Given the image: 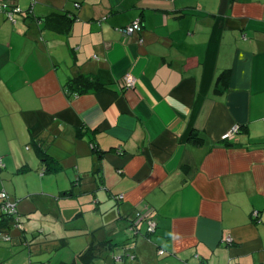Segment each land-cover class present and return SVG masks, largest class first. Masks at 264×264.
<instances>
[{"label":"crops","instance_id":"crops-1","mask_svg":"<svg viewBox=\"0 0 264 264\" xmlns=\"http://www.w3.org/2000/svg\"><path fill=\"white\" fill-rule=\"evenodd\" d=\"M13 1L15 21L0 11V188L32 221L28 242L39 223L61 229L29 196L60 203L73 188L68 203L118 205L119 227L91 236L114 244L100 257L264 264V0ZM58 14L62 31L45 21ZM79 73L106 87L69 93ZM36 145L63 168L48 173Z\"/></svg>","mask_w":264,"mask_h":264},{"label":"rangeland","instance_id":"rangeland-1","mask_svg":"<svg viewBox=\"0 0 264 264\" xmlns=\"http://www.w3.org/2000/svg\"><path fill=\"white\" fill-rule=\"evenodd\" d=\"M20 181V178L15 179V183ZM7 182L10 183L9 181ZM2 189L4 188H0V191ZM62 197L60 198V203H57L56 195L52 199L49 196L44 199L37 193L29 196L31 199L28 201L29 210L35 207L42 208L41 214H43L44 209L47 208V211L52 212V218L47 217L40 220H45V223L54 221V224L61 227V229L50 228L47 230V224L39 223L32 230V233L37 234L38 232L39 234L29 242L24 236V232L30 230L32 221H27L28 218L20 211L17 200L13 202L9 199L12 202L11 204L14 205L16 219L14 227L9 230L12 240L4 239V235L0 233V264H60L61 261H71L80 252L88 248L92 234L96 238L104 237L103 227L106 232H109L110 223L114 227H119L121 218H117L115 211L112 210V207L117 209L118 205L113 201L110 203L111 200H109L97 205L96 201L93 204L92 200L87 202L85 199H81L78 202L68 203L71 197ZM63 199L64 201H62ZM1 202L2 200L0 199ZM59 206L63 210L60 220L53 215V211L55 208L58 209ZM41 214H38V216L40 217ZM65 216L68 217L67 220L63 219ZM49 226L52 227L53 224L50 223ZM147 226L148 222L146 221V229ZM44 229L45 232L52 231L53 233L45 234ZM64 238L69 241L68 244H63L65 242ZM115 253H117V256L114 255ZM120 254V249H115L111 253L107 250L104 257L99 256L96 258V262L98 264H123L125 258L120 260L118 258Z\"/></svg>","mask_w":264,"mask_h":264},{"label":"trees","instance_id":"trees-1","mask_svg":"<svg viewBox=\"0 0 264 264\" xmlns=\"http://www.w3.org/2000/svg\"><path fill=\"white\" fill-rule=\"evenodd\" d=\"M63 17L64 15L62 14H58L55 16L53 15L47 16L45 19L46 25L52 28H55L58 31H62L63 27L67 23L66 20L62 19ZM223 77L227 81L229 77V72H225L223 75H221L220 80ZM66 87H67L68 92L71 94H75V93L83 94V93H87L92 90H99V89L105 88L106 86L102 84L98 78H95L93 76H90L84 73H79L75 75L74 77H72L71 79H69ZM79 134L80 135L82 134L80 130H79ZM189 140L192 143L202 142L200 137L194 132H192V134L190 135ZM91 145L95 151H98L97 150L98 148L96 147L95 143H91ZM36 150L43 157L42 160L44 161L46 165V171L48 173L59 172L63 168L62 164L55 157L49 155L48 153H44L45 151L41 148L40 145H36ZM99 157L102 158V152H100ZM94 173L99 175L100 168L94 170ZM61 195L74 196L75 192L73 188H70L68 190L62 191ZM254 217L257 218L259 217V215L258 216L254 215ZM133 223L134 222H132V224ZM14 225H15V217L12 214H9L8 212L0 209V233L4 234V236L7 237L8 240H12V236L9 233V230L12 227H14ZM25 234H26V231L24 232V236ZM25 242L27 243L26 240ZM108 243H110V241L96 242L95 240L92 239L88 248L85 251L80 252L77 258H75L72 261H61L60 264H98L96 262V258L100 256L102 247L107 246V247L112 248V246H114V244H111L109 246Z\"/></svg>","mask_w":264,"mask_h":264},{"label":"built area","instance_id":"built-area-1","mask_svg":"<svg viewBox=\"0 0 264 264\" xmlns=\"http://www.w3.org/2000/svg\"><path fill=\"white\" fill-rule=\"evenodd\" d=\"M76 5L79 6L80 4L76 3ZM0 11H4L10 20L15 21V14L22 12L23 9L18 4H16V2H14L13 0H0ZM141 27H142L141 18H137L131 24L121 28V31L125 35H131L134 31L141 29ZM124 82L126 83V85H134V82H135L134 75L131 73L127 74L125 76ZM238 129L239 127L236 126L228 130L222 135V138L224 140L230 138L235 132L238 131ZM2 165H3L2 161L0 160V166ZM121 197H123V195L119 196V198ZM0 199L2 200V202L0 203L1 209L8 212L9 214H12L16 219V215L14 214L15 213L14 205L11 204L12 202L9 200L8 193L5 189H2L0 191ZM255 214L258 216L259 212H255ZM143 216H144V219H146V221L148 222L147 232L149 234L154 233L156 230V226H157L156 221L153 218L149 217L148 214H144ZM4 239H8V238L4 236ZM226 242L232 243L233 239L231 237H228ZM164 252H165L164 249L162 248L159 249L160 254H163Z\"/></svg>","mask_w":264,"mask_h":264}]
</instances>
